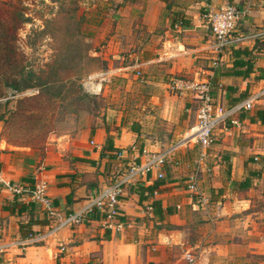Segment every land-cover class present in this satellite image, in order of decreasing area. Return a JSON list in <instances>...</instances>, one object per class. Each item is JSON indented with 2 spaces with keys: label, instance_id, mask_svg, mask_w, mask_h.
Listing matches in <instances>:
<instances>
[{
  "label": "crops",
  "instance_id": "crops-1",
  "mask_svg": "<svg viewBox=\"0 0 264 264\" xmlns=\"http://www.w3.org/2000/svg\"><path fill=\"white\" fill-rule=\"evenodd\" d=\"M112 1L119 46L107 51L119 64L108 75L119 76V115L107 113L80 135L63 134L42 149L0 144V233L6 240L28 232L41 238L11 247L0 264H187L188 256L194 264H239L253 255L264 264V96L238 114V126L215 127L200 159L192 138L194 91L169 87L181 75L208 79L222 107L258 91L264 85V0L103 3ZM226 3L248 10L214 63L202 13L206 5ZM98 54L108 60L107 52ZM164 151L160 168L123 184L118 217L108 221L102 209L88 206L116 177ZM193 172L203 203L185 187ZM38 183L48 203L33 196ZM7 184L23 187L15 193ZM82 212L80 222L62 224Z\"/></svg>",
  "mask_w": 264,
  "mask_h": 264
},
{
  "label": "rangeland",
  "instance_id": "rangeland-1",
  "mask_svg": "<svg viewBox=\"0 0 264 264\" xmlns=\"http://www.w3.org/2000/svg\"><path fill=\"white\" fill-rule=\"evenodd\" d=\"M104 1L0 0V12L22 15L16 38H7L21 53L22 79L36 84L19 91L0 84L3 147L42 149L63 134L80 135L84 125L107 113L119 115V76L108 75L119 58L107 51L119 41V11L115 2ZM99 52H107L108 60ZM99 82L103 88L96 92ZM259 260L253 255L239 264Z\"/></svg>",
  "mask_w": 264,
  "mask_h": 264
},
{
  "label": "built area",
  "instance_id": "built-area-1",
  "mask_svg": "<svg viewBox=\"0 0 264 264\" xmlns=\"http://www.w3.org/2000/svg\"><path fill=\"white\" fill-rule=\"evenodd\" d=\"M246 8H239L232 3H226L218 7L206 5L202 13L203 19L206 21L208 29L212 37V47L216 54L215 62L219 61V56L227 47L232 31L234 30L238 20L247 12ZM171 89H188L194 91V97L197 102L195 124L192 138L200 148L199 158L205 156V151L210 147L213 141V131L217 126H223L224 130H228L229 126H238V114L251 110L260 99L264 96V85L256 92H253L238 102L222 107L214 102V97L211 91V82L208 79H189L186 76H178L170 81ZM167 151L162 153L150 154L146 160L138 165L132 166L126 174L116 177L106 189L98 196L89 201L88 206H96L104 212L105 219L110 221L120 215L118 208V196L122 192V186L125 182L132 179L137 173H145L153 168H160L164 162ZM163 173L158 172L157 178H162ZM8 189L15 193L22 190V185L7 184ZM186 189L194 194L200 203L205 201L201 195L196 172L191 173L185 181ZM34 197L48 203L45 195V187L43 184H36L32 191ZM83 212L80 214L67 216L62 224H72L81 221ZM109 224V222L107 223ZM41 239L39 234L30 232L25 238L6 240L3 234L0 233V257L4 255L11 247H24ZM193 256L187 257V264H194Z\"/></svg>",
  "mask_w": 264,
  "mask_h": 264
},
{
  "label": "trees",
  "instance_id": "trees-1",
  "mask_svg": "<svg viewBox=\"0 0 264 264\" xmlns=\"http://www.w3.org/2000/svg\"><path fill=\"white\" fill-rule=\"evenodd\" d=\"M21 16L18 10L0 12V84L16 91L36 86L35 83L22 79L25 64L22 62V56L20 57L21 53L10 38H7H16ZM0 97H3L2 92ZM262 158L264 160V156ZM148 188L151 189L150 186Z\"/></svg>",
  "mask_w": 264,
  "mask_h": 264
},
{
  "label": "bare ground",
  "instance_id": "bare-ground-1",
  "mask_svg": "<svg viewBox=\"0 0 264 264\" xmlns=\"http://www.w3.org/2000/svg\"><path fill=\"white\" fill-rule=\"evenodd\" d=\"M95 84V83H94Z\"/></svg>",
  "mask_w": 264,
  "mask_h": 264
}]
</instances>
